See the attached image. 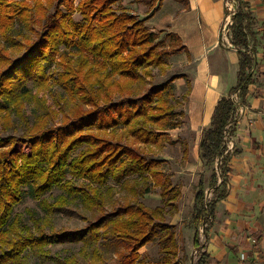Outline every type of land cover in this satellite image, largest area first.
Segmentation results:
<instances>
[{
  "label": "trees",
  "instance_id": "16d2710c",
  "mask_svg": "<svg viewBox=\"0 0 264 264\" xmlns=\"http://www.w3.org/2000/svg\"><path fill=\"white\" fill-rule=\"evenodd\" d=\"M120 1L81 0L73 8V0H57L56 16L45 18L43 36H38L16 59L8 60L0 54V62H8L0 73L3 129L11 126L13 114L27 123L18 106L31 96L28 84L36 86L34 93L46 87V72L60 46H73L69 58L65 53L60 55L71 76L60 85L72 98L85 96L81 102L94 108L89 112L77 108L74 119L58 126H51L54 111L41 109L32 124L26 125L23 135L0 134V264H28L26 251L56 264H108L101 249L106 244L116 247L113 264H179L175 226L167 222L166 216L177 212L181 188L172 186L165 177L160 169L162 161L149 160L135 146H159L162 140H168V130L181 126L180 113L170 103L175 78L137 96L133 94V84L140 79L136 72L149 76L150 68L160 67L164 71L163 57L169 53L158 50V37L147 28V19L115 10ZM151 1L154 0L147 2ZM161 1L158 0V5ZM235 1L237 9L228 29L231 45L239 56L238 82L228 96L218 101L198 146L199 157L206 165L216 161L219 165L209 179L210 199L206 198L201 181L194 187L193 248L199 257L197 264L206 260V254L201 252L199 228L203 226L206 235L214 220L216 204L228 194L231 154L225 153L224 137L225 133L231 137L235 132L238 107L232 96L236 94L240 104H244L255 64L249 45L251 13L246 3ZM52 3L53 0H0V36L7 37L15 19L28 23L32 9L44 13V5L50 7ZM62 6L68 13L59 10ZM73 11L81 16V22L69 18ZM167 36L177 44L172 54L181 52L178 37ZM115 98L118 100L114 101ZM100 102L103 103L98 106ZM118 129L122 130L126 143L113 141ZM73 179L87 184L75 187ZM110 179L137 198L145 196L151 187H158L161 205L152 209L129 201L107 211V201L113 195V190L106 187ZM54 187L62 188L64 195L53 203L41 199ZM24 188L41 199L40 206L47 214L65 207L68 197H82L84 208L90 213L87 225L79 230L51 229L47 233L42 219L33 217V228L21 227L20 219L11 220V216L22 201ZM153 242L159 246L160 259L143 262L139 251ZM64 243L81 244L77 257L60 259L48 255L47 247Z\"/></svg>",
  "mask_w": 264,
  "mask_h": 264
},
{
  "label": "crops",
  "instance_id": "0c3cea01",
  "mask_svg": "<svg viewBox=\"0 0 264 264\" xmlns=\"http://www.w3.org/2000/svg\"><path fill=\"white\" fill-rule=\"evenodd\" d=\"M239 1L246 3L251 13L249 45L255 64L245 102L238 101L244 115L236 122L232 135L235 154L230 152L227 197L216 204L206 235L200 231L203 227L199 228L201 252L206 254L204 264H264V0ZM141 4L144 8H140L139 15L147 19L151 30L175 35L183 47L168 65L179 71L174 83L180 93L185 86V111L198 139L199 157L201 129L211 123L218 101L228 96L238 82L239 56L226 31L229 24L225 0H162L153 6L157 7L154 13L146 0ZM184 129L179 126L168 130L167 142H175ZM187 156L184 146L183 158ZM178 212L177 206V212L167 216ZM168 223L176 229L175 224Z\"/></svg>",
  "mask_w": 264,
  "mask_h": 264
},
{
  "label": "rangeland",
  "instance_id": "374dc122",
  "mask_svg": "<svg viewBox=\"0 0 264 264\" xmlns=\"http://www.w3.org/2000/svg\"><path fill=\"white\" fill-rule=\"evenodd\" d=\"M56 1L53 0V3L50 7L46 6V11L44 13H37L32 9L30 11V20L28 23L20 22L18 19H15V24L13 23V29L8 32L7 37L0 36V54L4 55L8 60L16 59L21 56L26 48L32 44L38 36H43L46 28L44 27L45 18L48 16L54 17L56 11ZM143 0H121L119 5L114 6L117 12L125 11L129 14H136L137 19L142 18L139 14L141 12L140 8H144V5L141 4ZM148 1V0H146ZM81 0H73V8H76ZM30 6L33 4L30 3ZM158 4V0L151 1L149 3V9ZM148 7V4L145 5ZM59 10L68 13L66 7H59ZM138 13V14H137ZM135 16V15H134ZM75 23L81 22L82 18L77 12H72L70 17ZM147 28L151 30V27L146 24ZM158 39V50L167 51L169 55L164 56V71L160 68H150L148 69L151 73L149 76H146L144 72L137 71L136 75L140 77L133 84L132 90L134 95H138L142 92H147L153 87L161 86L167 81L177 78L179 76V71L173 69L172 66L168 65L169 59L173 56L172 51L177 47V44L174 42L173 38L167 36V31L165 30H154ZM155 41V43H156ZM73 51V46L70 48H63L60 46V49L57 55L54 58L53 65L47 70L46 75L48 77V82L46 87L42 91L36 92V86H33L31 83L28 84V88L31 90V96L25 99V101L18 106L20 110H23L24 116L27 118V123L21 122L13 114L11 116V126L6 130L3 129V119H0V134L2 136H15L19 137L23 135V132L26 128V125L29 126L32 124L34 119L37 117L38 111L41 109L45 110L51 109L54 111L52 114L51 126L65 125L75 117L73 114L77 108H80L83 112H89L94 108H90L85 102H81L83 95L78 97L68 96V92L64 90V87L60 84L68 81L71 77L68 75V71L65 69V63L61 54L65 53V57L69 58V55ZM76 56L73 58L75 59ZM61 60V61H60ZM8 65V62H0V73ZM181 72V71H180ZM175 81V80H174ZM172 82V100L170 101L176 109L177 113H180L178 119L182 122L180 128H185L181 131L182 135L178 136L175 142H166L167 140H162L161 145H156L152 147H143L135 145L149 160H160L162 164L160 166L161 171L165 176L170 178V183L172 186H179L181 188L182 194L180 199L177 202L179 212L175 216L168 215L166 217L167 222L176 225L175 232L179 241V264H197L198 254L193 248L192 239L194 235V226L192 221L193 206H194V195L195 191L193 186L198 184L199 181L202 182L205 188V195L207 199L211 198V191L208 188L209 179L212 171L219 165V162L216 161L211 165H206L196 153V144L197 137L194 131L191 130L188 123V116L185 111L186 102L184 100L185 86L182 87V92L180 93L177 85ZM34 93V94H33ZM234 97V96H233ZM85 99V98H84ZM118 99L115 98L114 101ZM239 99L237 98V102ZM103 102L98 103L97 105H102ZM239 108H242L239 106ZM244 115V112H238L236 114L237 121ZM46 121V119H45ZM210 123L206 124L200 131V138L203 136L204 131L209 128ZM110 136L109 133H106ZM113 141L126 143L124 136L122 135V130L118 129L113 137ZM232 136L227 137V145L232 147L230 152L235 154L233 147ZM172 139V138H171ZM180 143V144H179ZM185 145H182V144ZM184 146L188 151L187 158H183L184 155ZM21 146L18 145V149ZM82 148V147H81ZM81 151V149H80ZM187 154V153H186ZM68 179H72L71 176ZM75 187H84L86 182L79 179L72 180ZM106 187L113 190V195L111 200L107 201L106 210L118 203L123 202H139L144 206L149 208H154L161 205L160 198V189L151 187L149 192L143 197H135L129 194L127 191L121 189L120 184L115 180L110 179L107 182ZM64 195V191L60 187H54L50 192L45 194L41 199L53 203L58 197ZM36 199L30 192L29 188H24L23 198L20 204L14 207L11 220L14 217L20 219V226H28L33 228L32 218L42 219V227L48 233L51 229L56 231L60 230H79L84 228L87 225V220L90 218V213L84 208V203L82 197L73 196L68 197V203L65 207L59 210H55L50 214L44 212L40 206V200ZM203 227V226H201ZM202 233V229H200ZM202 244L206 246L205 237L201 234ZM81 247L79 243H64L54 246H49L46 248L48 255L50 257H58L60 259L69 258L71 256L78 255V251ZM103 259L108 264H113L116 260V247L113 245H104L101 247ZM26 263L28 264H56L49 258H44L39 256L34 252L26 251L24 253ZM77 257V256H76ZM80 257L78 256V259ZM160 259L159 246L157 242L148 244L140 250V260L143 262H153Z\"/></svg>",
  "mask_w": 264,
  "mask_h": 264
},
{
  "label": "built area",
  "instance_id": "2783aa9c",
  "mask_svg": "<svg viewBox=\"0 0 264 264\" xmlns=\"http://www.w3.org/2000/svg\"><path fill=\"white\" fill-rule=\"evenodd\" d=\"M225 6H226V10H227V14H226V20H227V21H226V24H229V25H228V27H229V26L232 24V22L230 23V21H231L233 15H234L235 12H236L237 4L234 2V0H225ZM226 26H227V25H226ZM228 27L226 28V31H227V32L229 31ZM233 96H234V97H233ZM233 96H232L233 101L238 105V102H237V98H238V96H237L236 94H234ZM238 99H239V98H238ZM238 112H240V113L243 112V109H242V108H239V105H238V107H237L236 114H237ZM227 137H230V136H228L227 133H225V137H224L225 148H226L225 153L230 152V150L232 149V147H229V146L227 145V143H226V141H227Z\"/></svg>",
  "mask_w": 264,
  "mask_h": 264
}]
</instances>
